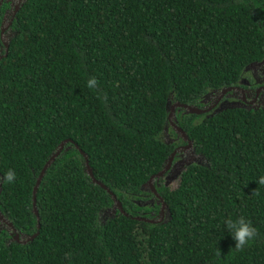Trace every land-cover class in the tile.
I'll use <instances>...</instances> for the list:
<instances>
[{
  "label": "trees",
  "instance_id": "16d2710c",
  "mask_svg": "<svg viewBox=\"0 0 264 264\" xmlns=\"http://www.w3.org/2000/svg\"><path fill=\"white\" fill-rule=\"evenodd\" d=\"M2 31L0 264H264V107L176 111L205 162L154 175L166 100L199 106L262 57L264 0H21ZM149 175L159 216L131 201ZM241 215L258 235L238 251Z\"/></svg>",
  "mask_w": 264,
  "mask_h": 264
},
{
  "label": "flooded vegetation",
  "instance_id": "af4514ba",
  "mask_svg": "<svg viewBox=\"0 0 264 264\" xmlns=\"http://www.w3.org/2000/svg\"><path fill=\"white\" fill-rule=\"evenodd\" d=\"M21 0H0L1 14H0V39L3 40L6 37V31H2L3 28L7 27L10 16L16 10V7ZM211 95L212 97H208ZM239 101L237 104L233 102ZM174 102V101H171ZM170 111H167L166 114V126L167 135L168 127L170 126L173 134L171 133L170 127L169 132L172 136L168 137L166 142L172 143L173 147L171 148L168 157L172 154L170 158H166V162L163 163L162 167H165L162 170L160 176V183L162 185H167L169 182L174 184L177 179V174L182 167H184V162L193 161V156L191 154L195 153L191 147L190 141L183 137L185 133L183 130L173 123L172 119L174 118V113L178 110H184L182 107L177 106H168ZM199 109L203 110L199 113L201 116H207L213 114L219 110L225 108H244V109H258L264 107V48L262 50V57L259 60L252 61L245 65L240 73L239 79L237 82L229 87L212 90L206 93L199 102ZM184 112V111H183ZM165 128V127H164ZM180 130H179V129ZM196 154V153H195ZM205 162V160H204ZM204 164V163H203ZM157 185L156 179L152 181ZM142 186V185H141ZM144 187V186H143ZM141 189H144V188ZM147 187L149 188L148 184ZM140 188V187H139ZM151 189L145 192L143 195H149L143 200L148 201V206H151L155 202V196L150 195ZM152 194V193H151ZM140 204V203H139ZM162 208H156V210H147V214L155 213V216L162 214ZM1 220V219H0Z\"/></svg>",
  "mask_w": 264,
  "mask_h": 264
},
{
  "label": "clouds",
  "instance_id": "9594fccd",
  "mask_svg": "<svg viewBox=\"0 0 264 264\" xmlns=\"http://www.w3.org/2000/svg\"><path fill=\"white\" fill-rule=\"evenodd\" d=\"M86 87L96 93L98 99H106V97H101L98 88L99 84L95 76L89 77L86 81ZM2 182L12 184L16 180V173L14 170L9 169L5 175L0 178ZM257 183L259 185H264V175L260 176ZM225 227L231 233L233 239L235 240V249L242 251L246 246L255 240L258 235V230L253 226L252 222L241 215L237 219L231 217L224 221ZM220 254V253H218ZM71 255V254H69Z\"/></svg>",
  "mask_w": 264,
  "mask_h": 264
},
{
  "label": "water",
  "instance_id": "95a60500",
  "mask_svg": "<svg viewBox=\"0 0 264 264\" xmlns=\"http://www.w3.org/2000/svg\"><path fill=\"white\" fill-rule=\"evenodd\" d=\"M5 45H6V43H4V46H5ZM168 102H169V100L167 99V100H166V104H165V108H166V110H167V104H168ZM170 105H171V107H172L173 105H174V106H177V107H182V108H184V112H186V113H196V114H198V113H200V112L203 111V110L199 109L197 106L185 105V104H181V103H178V102H171ZM169 111H170V109H169ZM169 111H168V112H169ZM178 129H179V128H178ZM179 130H180V129H179ZM183 137H185V136H183ZM62 144H63V142H61V143L59 144L58 148H56V150H55L54 152H52V153L50 154V156L48 157V159L42 164V166H41V168H40V170H39L38 176L36 177V179H35V181H34V185H33L32 190H31V210L33 211V213H34V207H33V191H34V186L36 185V183H37V181H38L39 175L41 174V172L43 171V169L45 168V166H46L50 161H52L53 157L57 154V152L59 151V149H60V147L62 146ZM171 156H172V154H171L168 158H170ZM85 162H86V159H85ZM164 167H165V165H164L163 167H161L158 171H156V172L154 173V175L156 176V175L160 174V173L162 172V170H163ZM84 169H85V172L88 174V176L91 178V174H90V172H89V169L86 167V164L84 165ZM151 177H152V175H149V176L147 177V179L145 180V183L148 184V186H149V188L151 189L153 195L156 197V200H159V201H160V206H159V209H160V208L163 206V202L161 201V199H160V197L158 196V194L154 191L153 186H152L151 183H150V179H151ZM91 180L93 181V179H91ZM97 184H98L99 186L103 187L100 183H97ZM107 192H108V191H107ZM109 196H110V198H111V200H112V204H111V212L113 213V212H114V209H116L118 212L122 213V211H121V209H120V206H119V203L113 199V195L110 194ZM142 218H144V219H148V220H151V219L146 218V217H142ZM0 219L4 221V218H3V217H0ZM4 223H5L7 226H9V224L6 223V221H4ZM13 234H14L13 236H14L15 238H17L18 235H17L16 233H13ZM33 236H34V234H32L31 236H26V237L22 236V241H24L25 238H26V240H30Z\"/></svg>",
  "mask_w": 264,
  "mask_h": 264
},
{
  "label": "rangeland",
  "instance_id": "374dc122",
  "mask_svg": "<svg viewBox=\"0 0 264 264\" xmlns=\"http://www.w3.org/2000/svg\"><path fill=\"white\" fill-rule=\"evenodd\" d=\"M208 97H212L211 95H209ZM239 101H235V102H233L234 104H237ZM171 104V101H169L168 102V104H167V108H168V110H169V105ZM165 127V128H164ZM163 127V129H162V132H161V137L164 139V140H168V137L169 136H172V134L169 132V127H168V133H169V136L167 135V129H166V126H164ZM192 156H193V158H192V160L193 161H190V162H184V165H187V164H190V163H195V164H203L204 163V159H203V157L201 156V155H199V154H195V153H193V154H191ZM142 185V186H141ZM140 185V190H141V192H139V193H136V197H133V199H131V201L132 202H134L135 204H137V205H142V206H148V201L147 200H143L144 198H146V197H148L149 195H143L144 194V192H145V189L148 191V187H147V183H142ZM144 186V187H143ZM144 188V189H141V188ZM140 203V204H139ZM112 214V212H111V207H109V208H107V209H105V210H103L102 212H101V215L103 216V215H111ZM0 217H2L1 215H0ZM3 220H0V222H2ZM4 222V221H3Z\"/></svg>",
  "mask_w": 264,
  "mask_h": 264
}]
</instances>
